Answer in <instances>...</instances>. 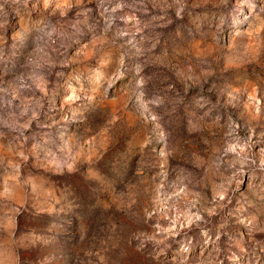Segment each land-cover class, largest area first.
I'll return each mask as SVG.
<instances>
[{
    "label": "rangeland",
    "instance_id": "1",
    "mask_svg": "<svg viewBox=\"0 0 264 264\" xmlns=\"http://www.w3.org/2000/svg\"><path fill=\"white\" fill-rule=\"evenodd\" d=\"M0 264H264V0H0Z\"/></svg>",
    "mask_w": 264,
    "mask_h": 264
}]
</instances>
